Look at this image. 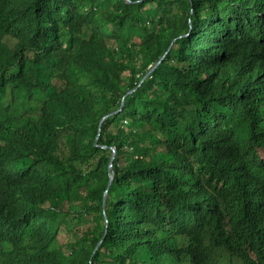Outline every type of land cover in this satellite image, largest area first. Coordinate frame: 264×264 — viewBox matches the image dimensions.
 Listing matches in <instances>:
<instances>
[{
  "label": "trees",
  "instance_id": "trees-1",
  "mask_svg": "<svg viewBox=\"0 0 264 264\" xmlns=\"http://www.w3.org/2000/svg\"><path fill=\"white\" fill-rule=\"evenodd\" d=\"M0 256L264 264V0H0Z\"/></svg>",
  "mask_w": 264,
  "mask_h": 264
},
{
  "label": "water",
  "instance_id": "water-1",
  "mask_svg": "<svg viewBox=\"0 0 264 264\" xmlns=\"http://www.w3.org/2000/svg\"><path fill=\"white\" fill-rule=\"evenodd\" d=\"M128 1H130V0H128ZM160 62V60L145 74V76L141 79V81L139 82V84H138V86L142 83V81L144 80V78L157 66V64ZM137 87H135V88H132V89H130V90H128L125 94H124V96H123V99H124V97L126 96V95H128V94H130L131 92H133L135 89H136ZM122 104H123V101H122ZM122 107V106H121ZM121 107L120 108H118L117 110H115V111H113V112H110V113H108V114H106L105 116H103L102 117V119H101V122L104 120V118H106L108 115H111V114H113V113H116V112H118L119 110H121ZM101 122H100V125H99V129L101 128ZM103 147H104V145H103ZM115 154H116V151H115V149L113 148V154H112V157H111V162H110V164H109V171H110V181H109V185L111 184V182H112V180H113V171H112V160L114 159V157H115Z\"/></svg>",
  "mask_w": 264,
  "mask_h": 264
},
{
  "label": "clouds",
  "instance_id": "clouds-1",
  "mask_svg": "<svg viewBox=\"0 0 264 264\" xmlns=\"http://www.w3.org/2000/svg\"><path fill=\"white\" fill-rule=\"evenodd\" d=\"M0 264H7V261L3 256H0Z\"/></svg>",
  "mask_w": 264,
  "mask_h": 264
},
{
  "label": "rangeland",
  "instance_id": "rangeland-1",
  "mask_svg": "<svg viewBox=\"0 0 264 264\" xmlns=\"http://www.w3.org/2000/svg\"><path fill=\"white\" fill-rule=\"evenodd\" d=\"M234 264H241L236 258H233Z\"/></svg>",
  "mask_w": 264,
  "mask_h": 264
}]
</instances>
